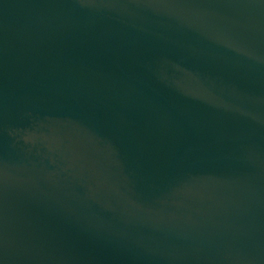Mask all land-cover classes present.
<instances>
[{
	"label": "water",
	"instance_id": "water-1",
	"mask_svg": "<svg viewBox=\"0 0 264 264\" xmlns=\"http://www.w3.org/2000/svg\"><path fill=\"white\" fill-rule=\"evenodd\" d=\"M0 264H264V0H0Z\"/></svg>",
	"mask_w": 264,
	"mask_h": 264
}]
</instances>
